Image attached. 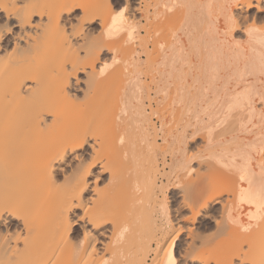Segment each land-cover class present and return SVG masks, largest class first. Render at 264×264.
I'll list each match as a JSON object with an SVG mask.
<instances>
[{"label":"bare ground","instance_id":"bare-ground-1","mask_svg":"<svg viewBox=\"0 0 264 264\" xmlns=\"http://www.w3.org/2000/svg\"><path fill=\"white\" fill-rule=\"evenodd\" d=\"M153 1L0 0V264H264V0Z\"/></svg>","mask_w":264,"mask_h":264},{"label":"crops","instance_id":"crops-1","mask_svg":"<svg viewBox=\"0 0 264 264\" xmlns=\"http://www.w3.org/2000/svg\"><path fill=\"white\" fill-rule=\"evenodd\" d=\"M148 1H151V0H148ZM160 2V0H155V1H153V2H151L152 4H154V5H152L151 4V11H153L156 7V4L157 3H159ZM156 3V4H155ZM121 6V5H120ZM153 8V9H152ZM179 10V11H178ZM177 10V12L180 14V16H182L181 14H182V9H178ZM181 10V11H180ZM176 12V13H177ZM178 15V14H177ZM177 15H175V16H177ZM171 22V21H170ZM169 22V23H170ZM168 23V22H167ZM172 23V22H171ZM181 22H179V24H180ZM184 23V22H183ZM166 23H164V25L163 26H174L175 27V25L176 26H178V27H180L179 26V24L177 23V24H173V25H171V24H167V25H165ZM181 25V24H180ZM185 42L187 43V41L185 40ZM219 42H216V43H213V42H210V45H211V49H209L208 50V53H207V49H203L201 52L203 53L201 56H194L193 58H194V60H193V63L194 64H200L201 66L202 65H204V64H206L207 62H208V59H209V55H210V53H211V51H214L213 49L215 48V45L216 44H218ZM187 53V54H186ZM205 53H207V54H205ZM191 54V50H189V47H188V49H186V50H184V52H183V60L184 59H187L186 57H189V55ZM191 56V55H190ZM204 56H205V58H204ZM207 56V57H206ZM185 57V58H184ZM202 57V58H201ZM207 58V59H206ZM205 59V60H204ZM197 60V61H196ZM207 60V61H206ZM200 61V62H199ZM184 67H185V69H184ZM189 68H188V66H183L182 67V70H181V72H180V70L177 72V73H175L174 74V76L172 77V78H170L169 80H170V82H171V84H169V86H168V90H171V91H168V94H167V96H166V98H164V100H163V105H171V104H173V102H179L178 100H183L181 103L179 102L178 103V105L179 106H183V108H185V107H187V106H191L192 107V104H193V108L194 109H196L197 111L198 110H200L201 108H202V106H206L207 104L209 105V101H211L210 102V104L212 103V102H215L216 100L218 101V100H223V96H224V94L225 93H223V92H225L226 90H230V88H232V87H230V86H233V84H234V82L231 80L228 84H227V87L225 88L224 86L226 85V83H227V78H226V76H227V72H219V74H218V77H219V79H221V80H223L224 78H226L225 80H226V82H225V80H224V82L223 81H221V80H219L218 79V77L214 80V82L210 85V86H206V88L208 89V90H205V86L203 85V83L204 84H206L205 82L209 79V77H210V72H208V70H199L198 68L196 69V70H194L193 72H192V74L189 76V78H187V79H185L183 82L184 83H181V84H179L178 86H176L175 87V82H174V80H175V78H177V75H178V77H180L181 75H185V72L188 70ZM185 71V72H184ZM203 71V72H202ZM179 73V74H178ZM197 73V74H196ZM208 73V74H207ZM225 75L226 73V75L225 76H223V74ZM204 74V75H203ZM206 74V75H205ZM222 74V75H221ZM230 74H232V72L230 73ZM196 75V76H195ZM207 76V77H206ZM192 77H199V80H197V81H194V78H192ZM206 79H205V78ZM202 79V80H201ZM199 81V82H198ZM217 81V82H216ZM186 82H187V84H186ZM221 82H223V83H221ZM217 83V84H216ZM182 84H183V86H182ZM190 84V85H189ZM197 86H196V85ZM223 84V86H221ZM231 84V85H230ZM219 85V86H218ZM182 86V87H181ZM201 86V87H200ZM229 86V87H228ZM184 90H182L181 88ZM191 87V88H190ZM204 87V88H203ZM220 87V88H219ZM222 87V88H221ZM186 88V89H185ZM218 88V89H217ZM180 89V90H179ZM195 89V90H194ZM202 89L204 90L203 92H202ZM222 89V90H221ZM179 90V91H178ZM189 90H191V91H189ZM197 90V91H196ZM200 90V91H199ZM211 90V91H210ZM221 92H220V91ZM181 91V92H180ZM213 91V92H212ZM214 91H215V93H214ZM171 92V93H170ZM188 92V93H187ZM212 94H211V93ZM179 93L181 94V96L179 95ZM193 93V94H192ZM171 94V95H170ZM187 94V95H186ZM218 94H220V95H218ZM205 95V96H204ZM218 97H217V96ZM168 96L170 97V102H168V103H165L166 101H169V100H166L167 98H168ZM209 96V97H208ZM210 96H212V97H210ZM214 96V97H213ZM181 99H180V98ZM200 97V98H199ZM221 97V98H220ZM215 98V99H214ZM218 98V99H217ZM186 101H185V100ZM195 99V100H194ZM214 99V100H213ZM191 101V102H190ZM196 102V103H195ZM208 102V103H207ZM192 103V104H191ZM207 103V104H206ZM199 104V105H198ZM198 106V107H197ZM184 116H183V115ZM187 113H181L180 114V117L181 118H179L178 120H176V123L179 125L178 127H180V129H182V127L184 126V124L186 123V120L187 119H190L191 117H192V114H187ZM186 115V116H185ZM190 116V117H189ZM186 117V118H185ZM170 120V119H169ZM192 121H194V120H192ZM169 123L171 122V120L170 121H168ZM191 129H189V130H187V135H191L192 134V131L191 132H189ZM203 132V131H202ZM202 132H199L200 134L202 133ZM199 135V134H198ZM191 147V146H190ZM192 148V147H191ZM194 149V148H193Z\"/></svg>","mask_w":264,"mask_h":264},{"label":"rangeland","instance_id":"rangeland-1","mask_svg":"<svg viewBox=\"0 0 264 264\" xmlns=\"http://www.w3.org/2000/svg\"><path fill=\"white\" fill-rule=\"evenodd\" d=\"M118 1V6H120V5H122L123 4V2H124V0H117ZM152 4V3H151ZM252 12H254V10L253 9H251V10H249V12L248 13H252ZM172 27V28H171ZM167 30L166 31V33L169 31V29H172V30H170L169 32H174L175 31V27L174 26H163V30ZM174 29V30H173ZM165 32V31H164ZM168 35L170 34V33H167ZM166 44H168L167 42H166ZM169 106V105H168ZM176 126L178 127V125H177V123H176ZM206 142L203 140V139H200V138H196V141L193 143V142H191V144H190V146L192 147V148H194V149H199L200 151H202V152H207L210 148L205 144ZM199 144V145H198ZM203 146H202V145ZM194 146H196V147H194ZM205 168V170H207V168L206 167H204ZM204 170V171H205ZM212 170V168H210L209 167V172L208 171H205L207 174H209L210 173V171Z\"/></svg>","mask_w":264,"mask_h":264}]
</instances>
